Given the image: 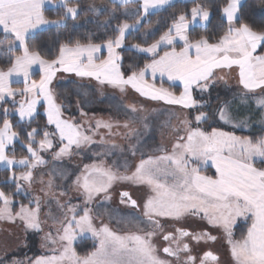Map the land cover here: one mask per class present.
<instances>
[{
  "label": "snow or ice",
  "instance_id": "1",
  "mask_svg": "<svg viewBox=\"0 0 264 264\" xmlns=\"http://www.w3.org/2000/svg\"><path fill=\"white\" fill-rule=\"evenodd\" d=\"M112 2L120 5L137 3L135 19L131 23L127 20L118 23L112 29L114 35L108 36L102 43H95L91 38L87 42L79 39L61 41L55 58L46 59L36 45H29L32 34L41 25H61L69 17L75 20L81 10L79 5L72 4L69 0H59V6L64 11L59 19L49 20L44 16L45 0H0V32L5 39L12 37L7 39L4 51L11 53L17 47L20 49V54L10 57L7 70L0 68V101H4L6 97L15 98L17 95L23 97L14 109L20 122L26 118L30 121L37 112V105L42 101L47 124L55 126V132L45 130L39 141L35 139L40 132L39 128L28 131L25 145L27 155L17 159L15 155L9 156L7 150L21 132L14 131L12 122L7 118L11 110L3 109L4 119L0 124V164L9 170L10 175L4 182L14 183L15 192L0 190V220L13 223L19 221L26 233L29 230L42 232L45 223L41 219L44 204L51 205L55 202L61 211L60 218L52 215L51 209L46 214L53 221L55 235L51 231L45 233L42 237L43 246L56 245L50 249L53 254L28 258L26 261L14 258L10 264H172L171 260L162 259L158 255L159 250L153 243V237L158 231L169 242L163 252L168 257L175 258L177 264H219V257L212 250H206L198 256L192 254L191 242L199 244L201 241L217 239L207 231L194 232L177 227L174 232H164L161 218L180 221L188 216L199 217L210 225L223 228L233 264H264V168L255 166L257 158L264 163V136L253 139L215 127L206 131L199 126L210 117L218 116L221 121L235 128L248 127L250 116L237 120L232 114L235 97L221 101L211 112L198 110L210 107L211 89L218 82H227L224 75L217 73L233 68L238 70V84L243 89L238 94L241 103L247 104L248 97H255L257 110L264 109V95L256 96L257 90L264 93V54H255L259 46H264V26L254 28L241 18V0H226L220 12L222 19L227 21V28L218 35L215 42L210 43L212 38L206 35L191 39L188 35L190 23L199 19L205 22L206 27L211 17L209 7L197 3L191 9L192 21L187 19V13H181L168 30L152 43L144 40L142 43L127 45L129 51L151 54V59L143 67L129 65L126 73L122 70L123 57L117 49L125 46L129 30H137L152 10L168 5L170 0ZM89 11L107 12L108 16L100 23L108 26L111 19L115 18L117 8L108 9L93 4L89 6ZM152 31L145 29L144 35L148 36ZM177 39L183 42V47L179 49L175 46ZM161 46L168 47L169 50L160 54ZM104 49H107V56L101 59L99 54ZM34 65H38L39 80L31 79ZM60 71L74 73L80 78H93L100 85H109L121 93H126L131 88L150 100L178 105L185 110H196L193 117L196 126L192 125V120L187 116L183 119L177 117L178 126H174L173 130L175 133L182 131L184 135L176 136L170 150L161 146L147 154V158L140 159L130 174H121L101 159L85 164L75 174L69 186L84 197L82 214L81 205L72 204L71 198L63 200L68 195L67 191H53L57 176L65 180L71 178L64 168L52 167L47 181L41 176L43 197L32 195L34 171L49 163L41 153L53 150L57 134L60 147L53 152V165L62 162L65 157L71 158L73 146L80 149L94 143L92 137L101 128L112 134L114 126L111 120L97 119L95 128L89 127L85 130L73 120L63 118V105L56 103L54 93L49 87ZM149 73L153 77L157 74L161 77L166 75L169 81L178 80L182 83L183 90L177 95L162 85L156 87L155 83H149L146 79ZM13 76L23 77V88L11 87ZM194 90L209 93V99H195ZM13 103H17L15 99ZM124 107L126 111L134 114L143 111V107H137L135 103ZM133 123L125 121L122 126L127 129L125 135L137 139V144L129 145L135 155L140 143V132L133 127ZM260 123L264 124V112L261 113ZM115 126L121 125L116 122ZM166 126H171V120L166 122ZM144 128H148L146 123ZM100 142L107 143L103 136ZM116 147L118 146L114 143L110 146L111 149ZM96 155L99 157L104 153ZM208 161L215 168L214 175L201 172L202 165L199 162L206 164ZM193 162H197L198 166L193 167ZM16 166L26 170L17 174L12 171ZM118 182H128L148 189L143 202V216L136 217L132 214L121 219L127 223L151 225V230L139 229L121 234L107 224L102 223L100 227L94 224L92 209L88 205L100 195L105 200H111V190ZM21 193L28 198V203L21 202L19 209L13 212L12 197ZM120 202L132 208L140 207L128 191L120 193ZM239 217L250 218L251 224L246 233L235 239L232 227ZM86 233L91 234L94 247L81 256L73 245Z\"/></svg>",
  "mask_w": 264,
  "mask_h": 264
},
{
  "label": "rangeland",
  "instance_id": "2",
  "mask_svg": "<svg viewBox=\"0 0 264 264\" xmlns=\"http://www.w3.org/2000/svg\"><path fill=\"white\" fill-rule=\"evenodd\" d=\"M173 1L174 0H170V3ZM117 4L119 3L117 2ZM56 6H59V4ZM124 6L125 7L121 9V13L123 15H132L136 13L135 10L137 9L138 4L133 2ZM125 9H127V14H125ZM159 9L152 10L151 12ZM79 86L78 84H72L70 86L72 89L71 93L76 96H79V93H81V96L84 95L86 99L84 97L74 99L71 106L66 104L65 101H59V104H63L65 107L62 109L67 112V115L69 116L68 118L67 116L63 118L73 120L76 124L82 125L85 130L89 127L95 128L97 119L111 120L114 123L112 134H109L107 129L101 128L98 133L92 137L94 143L82 146L80 149H76L75 146H73L71 158L65 157L62 162H57L55 165H53L52 159H46L44 157L45 160L49 161V163L47 165L40 166L34 171L35 182L32 185L31 194L43 197V193L41 192L42 186L40 184L41 176H43V179L47 181L49 179L48 173L52 167L64 168L71 178L65 180L64 178L57 176L54 180L56 186L53 188V191L56 193H59L60 191H67L68 195L65 196L63 200L67 201L71 198L72 204L81 205L80 214H82L84 197L80 196L69 186L71 185L72 179L75 178V174H77L85 164H91L93 161L101 159L107 165L116 168L121 174H130L131 171L135 170V166L140 159L147 158V154L153 153L155 149L161 146L167 147L170 150L172 143L175 142L176 136L184 135L182 131L180 133H175L173 130L174 126H178L177 117L183 119L184 116H187L189 120H192V125L195 127L196 123L193 117L196 115V110H185L178 105H168L163 101L150 100L146 97L140 96L131 88H128L126 93H121L118 89L109 85L96 86L89 84L80 86V92H76L77 90L75 88ZM180 92H178L177 95H179ZM212 95L217 98L222 95L227 97L228 100H231L229 92L221 89L219 85H216L211 89L210 93V111L206 110V112H211L215 108L212 107V105H214V102H212ZM96 96L97 98L93 100L94 98L92 97ZM193 96L197 100L209 99V93H201L199 90H194ZM131 103H135L137 107L142 106L143 111L135 114L130 111H126L124 106ZM69 107H73V109ZM198 110L204 111L202 108ZM43 113H45L44 108ZM44 115H46V113ZM45 118L47 122V115ZM169 120H171V126H166V122ZM125 121L134 122L133 127L139 129L140 132V143L135 155L132 154L129 149V145L137 144V139L130 138L125 135L127 129L122 126ZM116 122H118L121 126L116 127ZM145 123L148 125L147 129L144 128ZM225 125L228 124L221 121L218 116H215L212 117L211 121H204L199 126L206 131H211V129L215 127L220 128L223 131L234 132L233 130L226 128ZM50 126L55 132V126ZM263 126L264 124L261 125L260 128L262 129ZM234 133L235 135L243 136L237 134L236 132ZM88 134L91 135V133ZM102 136L107 143L100 142ZM259 136H264V133H261ZM113 143L118 147L111 149L110 146ZM59 147V137L57 134L54 138L53 150L41 154L43 156H46L44 154L50 153L53 155V152L57 151ZM97 153H104V155L97 157ZM142 153L145 155L142 156ZM199 163L202 165L201 169H204L207 166L212 167L211 161H208L206 164H203V162ZM192 166H198V163L193 162ZM255 166L258 168H264V163H261L260 159L257 158ZM212 170L215 171V168L212 167ZM202 174L209 175L206 173ZM122 191H128L131 194L132 199L136 200L140 207L137 209L132 208L130 205L122 204L120 202V192ZM147 194L148 189L145 186L133 185L128 182L116 183L111 190V200H105L103 195H100L94 198L93 202L88 205L92 209L94 224L97 227H100L102 223L107 224L110 228L121 234L128 231H137L139 229H143L145 231L151 230V225L144 223H127L125 220L121 219L122 217L128 218L132 214H135L136 217H142L143 202L146 199ZM50 209L52 215L57 218H60L61 216V211L56 207L55 202L51 205L45 203L42 207L41 213V219L45 221L42 232L29 230L26 233L24 231L23 224L19 221L13 223L7 220H0V264H10L14 258L16 260L26 261L28 258L35 259L38 256L53 254L50 249L56 247V245L43 246L42 240L45 233L49 231L55 235L53 221L48 219L46 215ZM161 223L163 224L165 233L169 231L174 232L177 227L187 228L189 231L194 232L207 231L217 239L215 241L208 242L201 241L199 244L191 242L193 245L192 254L198 256L206 250H212L218 255L219 264H233L229 245L223 228L210 225L206 220L192 216H188L180 221L170 218H161ZM250 224V218H237L236 223L232 227V231L236 235L238 234V237L235 238V234H233V238L239 239L244 233H246ZM86 237L92 238L90 233H86L83 238ZM83 238H78L77 241ZM153 243L159 250L158 255L162 259L171 260L172 264H177L175 258L168 257L163 253V248L168 246L169 242L163 239V235L159 231L157 232V235L153 237Z\"/></svg>",
  "mask_w": 264,
  "mask_h": 264
},
{
  "label": "trees",
  "instance_id": "3",
  "mask_svg": "<svg viewBox=\"0 0 264 264\" xmlns=\"http://www.w3.org/2000/svg\"><path fill=\"white\" fill-rule=\"evenodd\" d=\"M72 4H78L80 7V12L75 20L72 18H67L61 25H50L41 30L35 31L32 34L31 39L29 40V45H36L41 55L46 59H53L58 54L59 43L61 41H68L69 39L75 41L77 39L82 42H87L89 38L95 43H102L108 38V36L114 35L112 29L118 23H121L125 20L132 22L135 19L136 13L132 15H123L121 9L124 8V5L113 4L111 0H69ZM202 3L209 7L211 11L210 20L207 22V26L204 24L191 26L188 30V35L191 39H196L200 35H206L211 37L210 43L215 42V39L223 30L227 28V21L222 19V13L220 8L223 4L226 3V0H174L165 7L151 12L144 22L139 26L137 30L129 31L125 46L121 49H118L121 56L123 57V68L122 70L127 73L129 70V65H135L137 68L143 67V65L151 59V55H146L143 53L136 52L135 50L129 51L127 45L133 43H142L144 40H147V43H152L154 40L158 39L160 35L166 32L169 26L172 24L173 20L181 13H187V19L191 16V9L197 4ZM97 5L98 7L104 6L108 9L113 7L117 8L115 13V18L111 19V24L108 26L103 25L102 22L108 13L105 11H99L98 13H93L89 11L90 5ZM64 9L61 6H52L44 8V16L49 20L59 19ZM241 18L252 25L254 28H260L264 26V0H241V9H240ZM145 29H152V33L144 37ZM9 36L7 39H11ZM7 39H5L2 32H0V68L7 69L10 66V57L12 55H18L20 49L17 47L14 52H5L4 46L7 44ZM177 48L182 46V43H176ZM166 48L159 50L161 53ZM256 55L264 54V46H259L255 53ZM158 84L164 86L174 93L180 91V86L176 84L166 83V82H157ZM72 84L78 83H61L57 85V93L60 98V102L65 101L69 106L72 105L74 99L84 97L73 95L71 93L72 89L70 86ZM22 83L13 84V86L20 87ZM80 84H78L79 86ZM69 86V87H68ZM82 86V85H80ZM80 86L76 87V92H80ZM75 92V93H76ZM85 98V97H84ZM95 100L96 97H92ZM86 99V98H85ZM232 100V99H231ZM216 104V102H214ZM63 105V104H62ZM67 105V106H68ZM8 108L11 110L10 115L7 117L13 124V130L21 132V135L18 138V143H15L8 147L7 154L9 156L15 155L17 159L21 156L27 155L26 147L27 138L26 134L28 131H31L34 128H39L40 132L35 137L39 141L43 137V132L47 130L50 133H53L54 130L50 125L47 124L45 115L43 113V104L37 106V112L34 114V117L29 121L25 120L20 122L17 115L14 113L16 108L15 104L5 101L0 105V124H2L4 116L3 109ZM63 108H65L63 106ZM72 108L73 107H69ZM63 115L68 113L62 109ZM264 112V109L257 110L255 100H252L248 97V103L242 104L241 97H235V102L232 106V114L234 117L239 120L241 118L251 117L249 120L248 127L235 128L233 125H230L231 130L234 132L250 137H258L261 133H264V126L261 129L260 126L263 125L260 123L261 113ZM212 120V117L209 119ZM261 124V125H260ZM51 156L52 154H44ZM24 168H13L12 171H15L17 174L25 171ZM202 173L209 175H214L215 171L210 167L201 169ZM10 172L7 168H2L0 166V190H3L8 193L15 192V184L12 182L5 183L9 177ZM13 199V212H15L20 203H28V198L21 193L20 195H15ZM233 234H235L233 232ZM235 238L238 237V234L234 235ZM94 240L92 238H83L78 240L74 244V248L77 253L81 256L85 255L87 252L93 250Z\"/></svg>",
  "mask_w": 264,
  "mask_h": 264
},
{
  "label": "crops",
  "instance_id": "4",
  "mask_svg": "<svg viewBox=\"0 0 264 264\" xmlns=\"http://www.w3.org/2000/svg\"><path fill=\"white\" fill-rule=\"evenodd\" d=\"M57 4H59V0H45L44 8L56 6ZM188 20L189 21H192V16ZM201 24H205V22L200 21L199 19H197L194 23H190L189 28L191 26L201 25ZM48 26H50V25H41L35 31L41 30V29H43L45 27H48ZM129 31H131V30H129ZM176 43H182V46L181 47H183V42L182 41H179L177 39V42ZM163 48H166L164 51L169 50V48L168 47H165V46H161V48L159 50H161ZM177 49H179V48H177ZM117 51H118V49H117ZM164 51H162L160 54H163ZM143 54H146V53H143ZM99 55H100V58L103 59L105 56H107V49H104L103 52H102V54H99ZM146 55H151V54H146ZM5 70H7V69H5ZM237 71L238 70H236L235 68H233L232 70L225 69L223 72H218L217 73V75H224L226 77V81H227L226 83L224 81H220L216 85H219L221 87V89L228 91L229 92V96H231L230 99H233L234 97H240L238 94L243 91L242 86H240L238 84ZM39 77H40V74H39L38 65H34L33 66V75L31 76V79H33V80H39ZM146 79L148 80L149 83H155L156 87H160L161 86L157 82H166V83L176 84V85L180 86V91L183 89V85H182V83L180 81H178V80L169 81L167 79V76L166 75L163 76V77H161L159 74H157L155 77H153L151 75V73H149L147 75ZM63 82H65V83H67V82L68 83H78L80 85H89V84H93V85H96V86L100 85L93 78H87V77L86 78H80V77H77L74 73H64L62 71L57 72L56 76L53 78L51 84L49 85V87L51 88V90L54 93L55 100H56V103L57 104H59V101H60V98L58 97V93H57V85L58 84H61ZM17 83H22V85L20 87L13 86V84H17ZM11 87L14 88V89H16V88H23L24 87L23 77L22 76L21 77H16V76L11 77ZM175 94H178V93H175ZM260 95H264V93H261L260 90H257L256 91V96H260ZM211 97H212V102H216V104L212 105V107H216L219 104V102H221L223 100H228L227 97H224L222 95L219 96V98H217L216 96H213V95ZM96 98H97V96H96ZM250 98L252 100H255V97H250ZM13 99H15V101L17 102V103H15V105H16V107H18L19 101H21L23 99V97H21L19 95H17L15 98L6 97L4 101H0V105H1V103L5 102V101H9L10 103L14 104L13 103ZM40 104H43V102L41 101ZM210 108H211V106L209 108H202V109L204 111H206V110H209L210 111ZM66 116H67V118L69 117L68 115H65V116L63 115V117H66ZM17 117H18V115H17ZM45 117H46V115H45ZM18 119H19V117H18ZM25 120H28V119L26 118ZM208 121L209 120H207V122ZM225 126H226V128H230V125H225ZM251 138L255 139L256 137H251ZM15 143H18V138L14 141L13 144H15ZM44 157L46 159H49V158L52 159L51 156H47L46 155ZM0 166L2 168H7L3 164H0ZM212 167H214V166L212 165ZM212 167H210V168H212ZM14 168H23V167L16 166Z\"/></svg>",
  "mask_w": 264,
  "mask_h": 264
},
{
  "label": "flooded vegetation",
  "instance_id": "5",
  "mask_svg": "<svg viewBox=\"0 0 264 264\" xmlns=\"http://www.w3.org/2000/svg\"><path fill=\"white\" fill-rule=\"evenodd\" d=\"M121 193V192H120ZM164 253V252H163ZM165 254V253H164ZM167 255V254H166Z\"/></svg>",
  "mask_w": 264,
  "mask_h": 264
}]
</instances>
